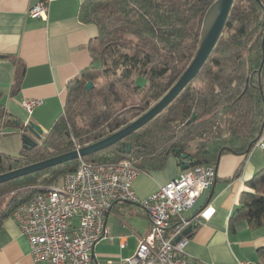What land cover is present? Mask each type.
<instances>
[{"label":"trees","instance_id":"trees-1","mask_svg":"<svg viewBox=\"0 0 264 264\" xmlns=\"http://www.w3.org/2000/svg\"><path fill=\"white\" fill-rule=\"evenodd\" d=\"M216 0H91L81 18L97 26L91 66L68 83L64 113L35 148L0 154V175L98 142L147 112L180 79L199 48L204 16ZM14 92L22 80L20 62ZM143 78L145 86L138 81ZM102 80V81H99ZM92 82L93 89L86 84ZM97 82H100L99 84ZM196 115V119L187 123ZM2 132L18 121L0 102ZM264 127V0H235L207 63L149 124L122 142L84 158L93 164L130 161L140 172L161 170L180 149L196 166L223 155H246ZM79 160L0 184V223L41 189L75 171ZM240 217L264 225V169L248 183ZM264 264V249L259 252Z\"/></svg>","mask_w":264,"mask_h":264},{"label":"crops","instance_id":"crops-1","mask_svg":"<svg viewBox=\"0 0 264 264\" xmlns=\"http://www.w3.org/2000/svg\"><path fill=\"white\" fill-rule=\"evenodd\" d=\"M88 1L50 0L47 17L32 18L30 10L40 0H0V102L11 120L23 125L33 122L43 130L44 137L64 113L68 83L93 62L90 43L99 30L81 18L82 6ZM16 62H20L23 73L21 85L14 92ZM27 99L43 103L29 114L22 106ZM24 150L17 128L11 125L0 133V154L18 157ZM215 167L217 180L183 215L191 220L205 211L203 223L194 226L187 236L185 252L209 264H263L259 252L264 249V225L252 226L237 209L244 193H254L247 183L264 169V150L254 146L246 155H223ZM182 172L179 157L169 156L163 169L141 172L133 189L139 198L146 199ZM73 222L77 224V218ZM150 227L141 206L115 203L107 214L112 240L96 244L95 260L119 263L133 256ZM0 264H45L33 260L28 238L12 216L0 223Z\"/></svg>","mask_w":264,"mask_h":264},{"label":"built area","instance_id":"built-area-1","mask_svg":"<svg viewBox=\"0 0 264 264\" xmlns=\"http://www.w3.org/2000/svg\"><path fill=\"white\" fill-rule=\"evenodd\" d=\"M49 2L40 0L30 10V16L46 18ZM42 103L27 99L22 106L32 114ZM255 146L264 150V128ZM140 173L128 160L93 164L79 159L75 171L66 173L61 183L43 187L21 204L12 218L28 238L33 260L45 264H209L185 252L188 237L183 236L189 226L203 223L205 211L191 220L183 215L194 207L203 190L213 186L217 168H189L146 199L139 198L133 189ZM117 202L141 206L150 219V231L139 240L133 256L119 263L99 262L93 250L100 241L112 240L107 214ZM75 218L77 224L73 222ZM179 237L182 239L177 242ZM125 246L126 243L121 245Z\"/></svg>","mask_w":264,"mask_h":264},{"label":"water","instance_id":"water-1","mask_svg":"<svg viewBox=\"0 0 264 264\" xmlns=\"http://www.w3.org/2000/svg\"><path fill=\"white\" fill-rule=\"evenodd\" d=\"M234 2L235 0H216L210 6L203 19L201 42L194 59L176 84L147 112L126 127L98 142L92 143L78 150L2 174L0 175V184L63 165L67 162L90 157L96 153L111 148L120 142H122L120 150L129 154L133 145L131 142H126L124 140L145 127L153 119L160 115L180 95L186 86L192 83L199 75L223 35ZM93 87L94 84L92 82H88L86 84L87 90H91ZM195 119L196 115H194L187 123L189 124ZM18 124L21 125V122L18 121ZM21 134L25 150L35 148L39 141H41L44 137L43 130L40 126L34 124L33 122H29L28 124L21 126ZM175 153L180 154L179 164L182 171L188 170L194 163L192 157L186 153H181L180 149H176ZM192 231L193 226H189L184 230L183 236L190 235ZM181 239L182 237H179L176 241L178 242Z\"/></svg>","mask_w":264,"mask_h":264},{"label":"rangeland","instance_id":"rangeland-1","mask_svg":"<svg viewBox=\"0 0 264 264\" xmlns=\"http://www.w3.org/2000/svg\"><path fill=\"white\" fill-rule=\"evenodd\" d=\"M99 81H102V80H99ZM97 83L99 84L100 82H97ZM138 83H139V85L142 86V87L145 86V84H146V82H145V80H144L143 78H140L139 81H138ZM66 98H67V97H66ZM156 103H157V102H156ZM156 103H153V104L150 106V108L153 107ZM150 108H149V109H150ZM111 135H112V134H111ZM79 149H80V148H79ZM76 150H77V149H76Z\"/></svg>","mask_w":264,"mask_h":264}]
</instances>
